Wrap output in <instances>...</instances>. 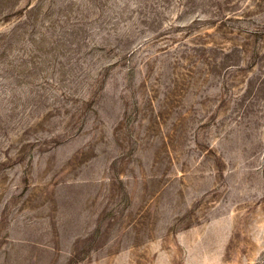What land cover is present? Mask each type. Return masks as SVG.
Masks as SVG:
<instances>
[{"label": "rangeland", "instance_id": "374dc122", "mask_svg": "<svg viewBox=\"0 0 264 264\" xmlns=\"http://www.w3.org/2000/svg\"><path fill=\"white\" fill-rule=\"evenodd\" d=\"M0 264H264V0H0Z\"/></svg>", "mask_w": 264, "mask_h": 264}]
</instances>
